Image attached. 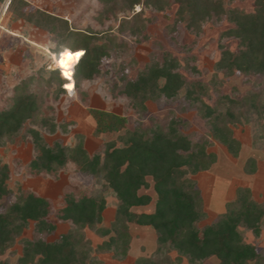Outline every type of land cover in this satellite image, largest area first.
Returning <instances> with one entry per match:
<instances>
[{
    "label": "trees",
    "instance_id": "trees-1",
    "mask_svg": "<svg viewBox=\"0 0 264 264\" xmlns=\"http://www.w3.org/2000/svg\"><path fill=\"white\" fill-rule=\"evenodd\" d=\"M98 1L102 5L99 21L112 16L116 20L118 13L133 12L136 6H141L140 12L121 18L117 29L120 34L134 37L141 36L149 22L143 16L145 9L161 13L175 5L174 20L166 28L171 32L182 25L198 35L207 21L224 19L232 27L219 37L233 38L237 46L234 51L221 47L214 67L226 76L239 73L254 77L255 90L238 99L221 94L211 106L202 98L208 93L207 87L200 81L187 80L179 72L181 65L176 57L167 51L151 53L134 78L122 76L111 82L106 88L108 93L126 99L128 109L139 113L147 112L148 103L181 98L197 107L208 128L207 136L194 141L185 133L187 123L173 111L161 119L152 117L147 126L140 124L133 128H127L128 118L124 115L95 111V137L122 133L100 144L92 154L81 142L72 147L59 141L49 145L38 128L53 133L57 127L66 130V125L57 126L50 118L53 109L45 105L47 94L39 85L53 88L54 101L65 93L62 86L67 91L70 85L85 100L82 98L85 94L81 96L82 85L100 74L102 62L117 53L123 42L114 35L82 30L48 12L28 10L24 0H10L7 11L49 34L54 43L51 54L73 53L74 68L68 75L60 69L42 68L13 88L0 106V145L24 129L25 135L32 139L34 155L25 166L28 177L55 179L70 167L81 176L90 177L93 185L82 190L66 187L62 206L53 209L50 199L32 191L20 188L13 193L7 186L9 167L0 163V264H96L94 254L104 252L119 260L126 257L130 247V224L151 228L157 244L154 257L138 258L134 264H175L183 258L188 264L209 259H216L217 264H264V251L246 243L242 235V230L255 237L260 235L264 200L257 202L248 188H237L234 198L225 203L224 211L213 222L200 227L205 215L193 179L216 161V155L209 151L210 138L224 146L233 158L238 157L240 143L233 137L231 125L251 122L252 146L264 145V0H253L251 12L226 6L223 0ZM77 51H83L82 56ZM27 123L31 127L24 128ZM243 169L245 173H254L255 160L248 159ZM96 185L111 190L118 201L108 226H102L106 201L94 188ZM149 189L155 195L153 211L135 212L133 209L152 202L150 194L141 193ZM57 223H69L72 228L54 240H47L56 231ZM30 228L32 235L26 237L24 234ZM85 229L103 238L95 248L84 238ZM16 243L21 249L12 263L3 256ZM170 251L177 253L173 260L168 256Z\"/></svg>",
    "mask_w": 264,
    "mask_h": 264
},
{
    "label": "rangeland",
    "instance_id": "rangeland-1",
    "mask_svg": "<svg viewBox=\"0 0 264 264\" xmlns=\"http://www.w3.org/2000/svg\"><path fill=\"white\" fill-rule=\"evenodd\" d=\"M10 0H0V106L5 99L12 94L15 86L30 76L37 75L42 68L60 69L68 75L74 68V54L60 53L58 56L51 54L54 43L49 34L21 19L15 18L7 11ZM28 4V10L39 9L50 14L65 18L72 25L82 30H90L102 34L114 35L122 40L123 46L116 53L104 60L100 66V74L81 88V96L85 94V100L73 91V86H62L65 93H61L56 101L51 99L53 88H47L40 84L39 89L46 93V106H50L53 112L50 118L57 126L66 125V130L57 127L55 132L48 133L45 129L38 128L47 144L59 141L62 145L72 147L79 142L83 143L89 154H92L100 144L114 139L122 133H104L94 136L95 111H104L116 115H124L128 118L127 128L137 125L147 126L151 118H163L169 111H173L181 117L187 127L185 133L197 141L202 136L208 135V128L198 114L196 106L177 98L172 102L162 99L156 103L147 104V112L139 113L128 109V101L122 97L110 95L108 85L118 81L122 76L134 78L138 69H141L149 61L151 53L160 54L167 51L176 57L181 65L179 72L191 81H200L208 89V93L202 96L203 100L214 105L218 96L226 94L232 98H241L247 92L255 90L252 76H244L239 73L226 76L223 71L215 69V63L219 59L221 47L236 50L237 41L233 38L220 39V33L230 27L224 19L220 21H207L201 27L200 34L187 31L182 25H178L175 31L167 30L172 24L176 6L172 5L165 12H156L145 9L143 16L149 20L141 36H130L127 33H118V25L123 17H130L133 13L140 12L141 6H136L133 12L118 13L115 20L99 21L98 15L102 5L98 0H24ZM226 6L238 8L245 12L253 10V0H223ZM145 36V38L143 37ZM64 49L63 51H65ZM82 56L83 51H77ZM76 65V64H75ZM48 73L45 77H48ZM60 76V72H59ZM182 94V92H181ZM254 117L250 120L253 121ZM31 127L27 123L25 127ZM233 137L240 143L237 158H233L218 141L210 138L209 151L216 155L215 163L209 170L198 173L193 177L200 192L201 209L204 218L199 223L202 227L210 224L216 216L224 211L226 202L235 196L237 188L244 187L251 191L252 198L257 202L264 200V145L252 146V123L231 125ZM33 145L30 136L25 135L24 129L12 140H6L0 145V163L7 165L10 170L8 188L17 193L18 189L28 190L37 195L48 198L52 202L53 209L59 208L63 203V192L66 187L72 190L92 188V179L81 176L73 168L62 171L57 178L52 177H28L25 166L33 159ZM253 158L256 170L252 174L244 172L247 160ZM106 201L102 226H108L113 220L118 201L111 190H102L101 185H96ZM141 193L150 194L152 202L145 207L133 209L137 213H150L154 209L155 195L151 189L142 190ZM131 236L130 247L127 256L114 260L109 252L95 253L96 264H134L140 256L154 257L157 248L154 231L146 226L139 227L133 224L129 226ZM69 223H57V229L47 238L56 239L61 233L70 230ZM26 237H31V228L25 232ZM246 243L255 245L264 251V218L261 232L255 237L250 231L242 230ZM84 238L88 239L92 248L102 242L103 238L93 231L85 229ZM21 246L15 244L3 258H9L14 263L20 254ZM130 251V252H129ZM177 253L170 251L168 256L173 260ZM182 264H188L183 258ZM118 261V262H116ZM216 259H209L199 264H217ZM180 264V263H175Z\"/></svg>",
    "mask_w": 264,
    "mask_h": 264
},
{
    "label": "crops",
    "instance_id": "crops-1",
    "mask_svg": "<svg viewBox=\"0 0 264 264\" xmlns=\"http://www.w3.org/2000/svg\"><path fill=\"white\" fill-rule=\"evenodd\" d=\"M85 148V147H84ZM86 149V148H85ZM105 211V210H104ZM103 214H104V212H103ZM137 226V225H136ZM139 227H143V226H139ZM98 245V244H97ZM130 252V251H129ZM127 256V255H126ZM176 257V256H175ZM140 258H149V256L148 257H146V256H144V257H142V256H140ZM113 259V258H112ZM114 260H116V259H114ZM184 260H182L181 262H180V264H182V262H183ZM116 262H118V261H116Z\"/></svg>",
    "mask_w": 264,
    "mask_h": 264
}]
</instances>
